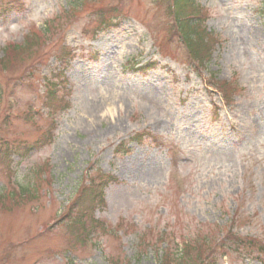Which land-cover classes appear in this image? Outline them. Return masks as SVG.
<instances>
[{
    "label": "rangeland",
    "instance_id": "rangeland-1",
    "mask_svg": "<svg viewBox=\"0 0 264 264\" xmlns=\"http://www.w3.org/2000/svg\"><path fill=\"white\" fill-rule=\"evenodd\" d=\"M197 2L204 66L174 0H0V264H157L162 233L229 230L256 252L221 264H263L264 0Z\"/></svg>",
    "mask_w": 264,
    "mask_h": 264
},
{
    "label": "trees",
    "instance_id": "trees-1",
    "mask_svg": "<svg viewBox=\"0 0 264 264\" xmlns=\"http://www.w3.org/2000/svg\"><path fill=\"white\" fill-rule=\"evenodd\" d=\"M202 12L203 9L197 3V0H174L172 13L174 26L190 58L197 66L198 64L204 66L209 61L213 51L211 48L212 41L214 42L212 33H209L204 27L206 21L202 20ZM26 45L14 48L25 50L27 48ZM227 87H230V84H222L221 90L225 91ZM139 140V136L131 138L132 142H138ZM6 152L5 154H7ZM31 184H28L27 187H20L21 194L17 196L23 199L30 197L37 199V197H33L34 187ZM15 195H11V197ZM101 204H104L103 197ZM231 226L233 227V223ZM142 240L143 236L139 237V242ZM218 242L216 237L213 239V237H209L208 235L199 239L193 235L191 238L183 237L178 241L175 236L162 233L160 241L155 246H150L147 249L150 252H154L158 261L157 264H221L224 257L238 251L247 252L249 256L251 252H256L254 249L255 241L237 237L230 230L227 234L221 233ZM257 252L262 257H255V259L264 264V248H260ZM108 264L135 263L132 260L120 263L117 260L109 258Z\"/></svg>",
    "mask_w": 264,
    "mask_h": 264
}]
</instances>
